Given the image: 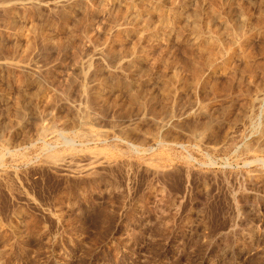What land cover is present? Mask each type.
Returning <instances> with one entry per match:
<instances>
[{"label": "rangeland", "instance_id": "1", "mask_svg": "<svg viewBox=\"0 0 264 264\" xmlns=\"http://www.w3.org/2000/svg\"><path fill=\"white\" fill-rule=\"evenodd\" d=\"M0 264H264V0H0Z\"/></svg>", "mask_w": 264, "mask_h": 264}]
</instances>
